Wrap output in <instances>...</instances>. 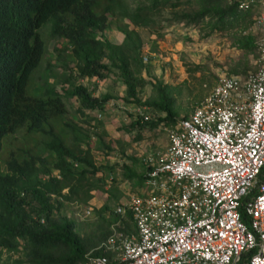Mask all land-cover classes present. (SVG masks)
Instances as JSON below:
<instances>
[{
	"label": "trees",
	"instance_id": "16d2710c",
	"mask_svg": "<svg viewBox=\"0 0 264 264\" xmlns=\"http://www.w3.org/2000/svg\"><path fill=\"white\" fill-rule=\"evenodd\" d=\"M184 5L188 7L182 9ZM166 13L171 18L167 20L199 26L206 37L243 28L235 35L236 46L259 57L261 33H243L255 26L257 10H240L238 0H0V52L11 56L0 63V155L9 137L24 132L27 138L23 147L11 150L5 171L0 169V264H85L89 253L112 259L111 253L96 250L113 234L112 228L136 232L129 209L118 215L108 205L95 208L99 221L83 234L67 215L75 202L89 205L94 189L90 177L102 172L87 143L95 126L85 129L68 118V104L78 103L80 118L88 111L105 114L115 97L97 96L98 85L88 83L113 75L126 87L124 103L151 110L148 121L138 112L130 113L126 129L137 140L146 131L163 129L161 125H175L180 114L173 89L144 62V42L137 29H155ZM115 23L124 35L120 44L105 35ZM49 41L55 43V60L44 58ZM239 74L236 69L230 75ZM30 83L40 93L29 92ZM150 84L155 96L143 100L140 94ZM129 160L132 165L122 166V174L136 182L132 194L139 193L153 167L148 161ZM139 165L144 168L140 173ZM106 211L114 213L112 219Z\"/></svg>",
	"mask_w": 264,
	"mask_h": 264
},
{
	"label": "built area",
	"instance_id": "2783aa9c",
	"mask_svg": "<svg viewBox=\"0 0 264 264\" xmlns=\"http://www.w3.org/2000/svg\"><path fill=\"white\" fill-rule=\"evenodd\" d=\"M238 8L257 10L258 69L221 76L187 118L161 125L169 144L146 160L151 192L115 210L131 211L136 232L113 229L96 248L112 259L89 253L85 264H264V0Z\"/></svg>",
	"mask_w": 264,
	"mask_h": 264
},
{
	"label": "rangeland",
	"instance_id": "374dc122",
	"mask_svg": "<svg viewBox=\"0 0 264 264\" xmlns=\"http://www.w3.org/2000/svg\"><path fill=\"white\" fill-rule=\"evenodd\" d=\"M133 5L135 6V4ZM186 7L188 5H184L182 9ZM167 17L171 19L166 13L153 30L140 27L137 29L144 42V62L149 63L152 67L153 76L171 85L176 99L175 105L180 114L179 119L191 114L198 102L209 95L221 76L230 75L238 69L240 71L238 76L243 77L244 74L258 69V57L236 46L235 35L241 33L240 30L243 28L239 27L228 33L206 37V32L201 31L199 26L177 23L167 20ZM243 33L259 35L254 25ZM105 35L115 44L122 43L124 39V35L116 27V23L113 24L110 31L105 32ZM54 44V41H49L47 45L49 53L46 52L44 58L55 60ZM148 54L152 57L151 60L147 59ZM42 67L45 69L46 64H43ZM39 69L40 67L35 74ZM59 69L60 67L57 75H59ZM46 74H49L48 70H46ZM143 75L148 77V73L145 71ZM51 80L53 81V78ZM34 83L39 86V80ZM92 84L98 85L95 92L97 96L103 97L106 93H111L115 98L106 106L105 114L101 113L100 115L97 110L88 111L87 115H81V118L79 116L81 113L77 109L78 103L72 101L68 104L70 110L68 118L75 119L85 129H88L90 125L95 126L92 131L90 129L88 132L92 135V139L87 143L91 146L90 149L94 154L96 164L102 168V172L90 177L94 189L91 191L92 197L89 199V205L79 201L67 210V215L77 221V230L81 234L87 232L92 225L99 221L94 213L95 208L101 209L108 205L114 210L118 205L129 201L132 186L136 184L135 181L131 183L126 181L122 174L124 172L122 166L132 165L129 157L145 162L151 155L165 152L169 144L167 130L159 127L153 131L144 132L143 138L139 140L134 132L127 131L126 126L132 120L130 113L136 112L137 106L124 103L122 100L126 94V87L119 78L112 75L105 81L88 83L90 87ZM57 88L60 90L58 86ZM28 89L29 92L40 93L33 89L31 83ZM140 96L143 100L155 96L151 84ZM146 110L151 111L148 107ZM99 121L102 124L98 126ZM24 141L27 142L24 132L9 137L0 157L2 156L3 160H6L11 150L16 151V146L21 147V143ZM107 145H110L112 150H108ZM5 164L6 162L2 163V165ZM116 164L119 166L111 171L110 169ZM136 169L139 173L144 170L140 165ZM101 178L106 179L102 182L105 183L104 185H101ZM137 190L140 189L136 188ZM142 190L145 193H150L151 187L143 185ZM110 193L111 196H109ZM87 210L91 211L90 215L86 214ZM113 215L114 213L111 211L105 212L108 219H112ZM6 258L11 257L7 255Z\"/></svg>",
	"mask_w": 264,
	"mask_h": 264
},
{
	"label": "clouds",
	"instance_id": "9594fccd",
	"mask_svg": "<svg viewBox=\"0 0 264 264\" xmlns=\"http://www.w3.org/2000/svg\"><path fill=\"white\" fill-rule=\"evenodd\" d=\"M10 55H7V56H5V57H3V55H2V53L0 52V63L1 62H9V60H10ZM4 148V147H3ZM7 160H3V157L1 156L0 157V169L2 170V171H5V168H6V164L5 165H2V163L3 162H6Z\"/></svg>",
	"mask_w": 264,
	"mask_h": 264
},
{
	"label": "crops",
	"instance_id": "0c3cea01",
	"mask_svg": "<svg viewBox=\"0 0 264 264\" xmlns=\"http://www.w3.org/2000/svg\"><path fill=\"white\" fill-rule=\"evenodd\" d=\"M258 61H259V57H258ZM257 67H258V66H257ZM247 75H248V74H247ZM247 75H246V76H247ZM240 76H241V75H240ZM241 77H242V76H241ZM243 77H244V76H243Z\"/></svg>",
	"mask_w": 264,
	"mask_h": 264
}]
</instances>
